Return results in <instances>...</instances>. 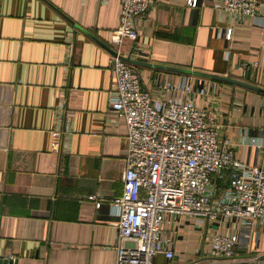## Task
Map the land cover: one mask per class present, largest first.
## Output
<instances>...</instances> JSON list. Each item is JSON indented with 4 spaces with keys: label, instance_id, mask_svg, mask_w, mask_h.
Masks as SVG:
<instances>
[{
    "label": "crops",
    "instance_id": "1",
    "mask_svg": "<svg viewBox=\"0 0 264 264\" xmlns=\"http://www.w3.org/2000/svg\"><path fill=\"white\" fill-rule=\"evenodd\" d=\"M187 1L156 0L138 24L137 42L118 47L111 33L120 24V0H0V257L116 264L113 202L123 192L127 130L108 112L117 82L106 47L187 71L130 64L156 102L185 104L189 96L180 89L192 86L196 106L212 112L235 158L264 162V19L226 13L222 0H198L196 8ZM258 11L264 15V0ZM168 82L177 89L167 91ZM54 130L64 136L59 151ZM216 180L225 188L229 177ZM232 233L220 220L168 216L165 236L182 264L200 251L209 256L214 235ZM262 240L264 234L259 252Z\"/></svg>",
    "mask_w": 264,
    "mask_h": 264
},
{
    "label": "built area",
    "instance_id": "2",
    "mask_svg": "<svg viewBox=\"0 0 264 264\" xmlns=\"http://www.w3.org/2000/svg\"><path fill=\"white\" fill-rule=\"evenodd\" d=\"M155 1L120 0L112 45L137 42L138 24ZM187 5L196 8L198 0ZM222 5L226 13L264 19L258 0H222ZM226 38L231 40L232 30ZM110 65L117 84L108 112L123 120L127 130L123 192L113 202L119 229L116 264H180L175 262L174 239L165 236L168 216L220 220L233 230L210 239L209 256L200 251L195 260L182 264H264V252L258 251L264 234V162L249 166L235 158L232 142L222 136L212 112L196 106L192 86L180 89L189 96L185 104L156 102L129 63L113 56ZM164 88L177 89L171 82ZM197 93L204 97L206 90ZM52 136L59 151L63 133L54 130ZM226 175L228 185L220 188L216 179ZM160 255L162 263L157 261Z\"/></svg>",
    "mask_w": 264,
    "mask_h": 264
},
{
    "label": "water",
    "instance_id": "3",
    "mask_svg": "<svg viewBox=\"0 0 264 264\" xmlns=\"http://www.w3.org/2000/svg\"><path fill=\"white\" fill-rule=\"evenodd\" d=\"M106 49L108 51H110L113 56L119 57L120 59H122L123 61H125V62H127V63H129L131 65L149 66V67H155V68H158V69H164V70H170V71L182 72V73H186L187 72L185 70H179V69H176V68H170V67H165V66H155V65H152V64H147V63L134 61L130 57H124V56L114 52L113 50H111L108 47H106ZM195 74L203 76V77L211 78V79H214V80H220V81H226V82H232V83L241 84V82H238L236 80H231V79L223 78V77L216 76V75H209V74H203V73H198V72H195ZM243 85H245V84H243ZM0 264H14V262L12 260H10L9 258H6V257L2 256V257H0Z\"/></svg>",
    "mask_w": 264,
    "mask_h": 264
},
{
    "label": "rangeland",
    "instance_id": "4",
    "mask_svg": "<svg viewBox=\"0 0 264 264\" xmlns=\"http://www.w3.org/2000/svg\"><path fill=\"white\" fill-rule=\"evenodd\" d=\"M263 248H264V240H262L261 248H260V249L262 250ZM205 251H206V250H205ZM205 254H206V253H205ZM242 255H246V254L243 253Z\"/></svg>",
    "mask_w": 264,
    "mask_h": 264
}]
</instances>
